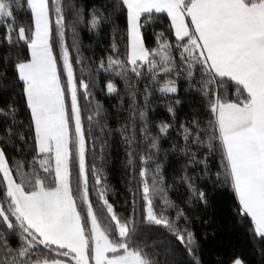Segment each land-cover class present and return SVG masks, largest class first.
<instances>
[{"label": "snow or ice", "instance_id": "1", "mask_svg": "<svg viewBox=\"0 0 264 264\" xmlns=\"http://www.w3.org/2000/svg\"><path fill=\"white\" fill-rule=\"evenodd\" d=\"M83 29L106 53L87 65ZM98 83L131 105L118 129L99 101L86 113ZM117 133L120 207L95 162ZM217 189L253 258L211 264H264V0H0V264H205L195 225L214 223Z\"/></svg>", "mask_w": 264, "mask_h": 264}, {"label": "trees", "instance_id": "2", "mask_svg": "<svg viewBox=\"0 0 264 264\" xmlns=\"http://www.w3.org/2000/svg\"><path fill=\"white\" fill-rule=\"evenodd\" d=\"M81 4H86L91 6L96 3L97 0H79ZM159 30V29H157ZM80 38L82 41L81 56L84 58V62L87 65L89 60H92L101 55H106L103 52L105 47L104 43L101 42L99 45L96 42V38L92 33L88 32L87 29L80 31ZM71 36L69 35V40ZM79 74V65H76ZM101 85L97 84V89L95 93V99H93L92 104L86 108V113L91 111L96 107V102L99 101L102 109L107 110V119L102 120V123L110 126L112 129H118L121 124L128 121L131 115L129 109L130 104H121L120 99L116 98L115 94H107L106 88L101 91ZM117 89L120 92L121 98L124 100L130 99L124 96V83L117 78ZM159 95V93H157ZM142 100V98H141ZM195 103L194 99L185 98L184 106L180 109L181 119L192 111V105ZM154 111H149L148 115L153 123H159L164 120L166 116L170 114L167 113L163 101L156 102L150 105ZM103 115V113H102ZM131 130V125L129 126ZM173 139L176 138V133L172 134ZM173 139L168 140L164 143V148L167 149L168 145L173 142ZM182 143V140H181ZM99 141H97V149L99 151ZM104 161H101L98 157L95 159L97 164L103 163L104 175L106 177L107 184L111 187L112 191L108 193L110 199L116 201V206L120 207L124 200L126 188L125 179H127V162H126V148L125 143L121 139L120 135L117 133L115 135L109 134L107 137V143L104 146ZM91 159V158H90ZM183 161L179 159L178 156L169 154L168 158L165 160L164 166L168 168L165 173L166 178H175L177 184H179V176L177 172L182 167ZM171 180L169 179V183ZM211 188V185L209 184ZM179 192H183V188L178 189ZM215 195L216 208H215V219L211 227L201 226L199 221H197L195 228L200 240L201 247L203 249V259L205 264H211V261L216 257L218 253L225 250L231 251L235 249L237 251H246L249 259H252L251 251L248 250V245L246 243V238L242 232H234L229 219V206L231 203V194L224 189H217ZM171 199L176 200L178 197L175 194H170ZM130 211V209H129ZM212 213L213 210L209 209ZM173 216L175 213L173 212ZM213 231L216 235L213 236ZM207 234V239L205 235ZM151 244V241H149ZM188 257L186 254L182 255L177 253L172 257L173 264L183 261V264H188ZM258 259V257H257Z\"/></svg>", "mask_w": 264, "mask_h": 264}]
</instances>
